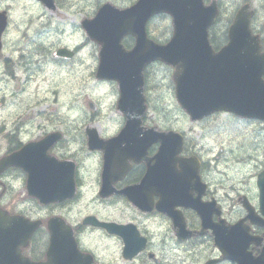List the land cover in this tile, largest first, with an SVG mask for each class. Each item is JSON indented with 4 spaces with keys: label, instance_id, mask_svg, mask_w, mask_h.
Segmentation results:
<instances>
[{
    "label": "flooded vegetation",
    "instance_id": "obj_1",
    "mask_svg": "<svg viewBox=\"0 0 264 264\" xmlns=\"http://www.w3.org/2000/svg\"><path fill=\"white\" fill-rule=\"evenodd\" d=\"M204 1L215 2L220 14L226 8L224 3L229 2L228 16H234L238 6L248 3L253 12L252 32L260 36L264 51V21H260L259 16L264 4L258 7L254 0H236L240 3L236 7L234 1ZM97 7V0H0V82L16 81L20 77L45 80L53 78L55 73L62 77L66 67L82 64L81 53L87 49L91 54L86 53L84 58L92 57L93 61L83 81H95L97 46L88 39L83 22L94 18ZM222 29L215 26L210 30L215 51L226 44L219 34ZM60 49H68L70 56H59ZM113 85L118 99L117 84ZM120 116L121 120L116 123L79 122L83 125L80 129L63 124L50 127L48 123H31L27 128L29 124L25 122L12 127L5 142L8 143L6 152L10 153L50 133L60 135L46 153L44 148L37 149L34 159L45 157L46 161L35 162L41 167L47 163L45 168L61 174L57 189L63 198L57 203L41 204L29 191L43 192V189L28 185L27 172L12 166L0 174V211L6 212L0 215V264H27L26 260L45 262L49 245L48 222L54 216L72 227L78 247L92 257L90 264H116L113 256L120 258V264H238L221 260L223 253L215 245L214 237L215 234L229 236V233L240 237L235 233L240 230H231L232 225L246 215L241 206V190L209 184L199 196L196 193L162 194L161 183L165 180L150 174L159 144L141 141L137 131H131L129 136L126 133L122 141L110 142L119 136L126 124L124 116ZM140 126L152 127L144 121ZM87 128H94L99 139L105 142L101 148L88 147ZM105 153H109L108 166L104 165ZM191 155L183 153L182 156ZM199 160L201 169L203 163ZM23 165L27 167L26 163ZM103 171H106L104 179ZM69 189H73V194L68 198ZM256 192L255 187L244 195L264 221ZM134 196L138 204L130 202ZM189 196L200 199L206 218L211 219L204 224L206 228L194 210L177 205ZM162 201L174 220L159 210ZM7 226L11 227V233L7 232ZM244 228L251 236L249 246L242 252L237 245L233 251L235 256L240 258L243 254L245 260L257 264L264 246V225L246 222ZM88 236L104 241L106 248H94ZM5 237L12 239L2 240ZM125 241L128 242L126 255Z\"/></svg>",
    "mask_w": 264,
    "mask_h": 264
},
{
    "label": "water",
    "instance_id": "obj_2",
    "mask_svg": "<svg viewBox=\"0 0 264 264\" xmlns=\"http://www.w3.org/2000/svg\"><path fill=\"white\" fill-rule=\"evenodd\" d=\"M157 13L171 16L173 33L164 45L154 43L146 34L147 21ZM216 16L217 8L204 6L202 0H139L123 11L110 5L99 9L94 26L87 30L88 35L101 46L97 78L115 79L122 84L120 108L127 114V127L121 138L136 129L138 116L144 109L132 84L140 79L144 67L154 60L174 67L176 99L192 121L221 111L264 121V53L260 52L258 36L252 35V12L247 5L237 12L228 29V43L218 52L212 50L208 40V28ZM125 35L135 38V45L129 52L123 51L120 44ZM152 131L146 133L141 141L160 142L155 167H151V177L165 180L161 183L164 194L176 193L180 196L183 190L180 187L185 185L183 181L186 179L194 185L200 184L196 160L178 157L182 135ZM170 176L177 182L171 181ZM257 186L260 207L264 212V170L258 175ZM50 197L49 201H54L56 194ZM179 204L194 208L203 223H207L204 209L197 201L184 198ZM49 230L46 264H60V258H65L60 255L62 249L69 252L66 257L72 260L80 258L70 230L63 232L57 220L50 221ZM216 235L215 243L221 251H227L232 260L239 258L233 253L236 241L243 249L248 245L245 237L235 240L233 236ZM238 260L241 262L240 258ZM242 264L250 263L244 261Z\"/></svg>",
    "mask_w": 264,
    "mask_h": 264
},
{
    "label": "rangeland",
    "instance_id": "obj_3",
    "mask_svg": "<svg viewBox=\"0 0 264 264\" xmlns=\"http://www.w3.org/2000/svg\"><path fill=\"white\" fill-rule=\"evenodd\" d=\"M228 1L236 3V0ZM110 3L126 6L129 0H110ZM254 3L260 7L264 0H254ZM224 6L226 8L219 26H226L227 20L231 18L228 16L229 2H225ZM259 16L263 22L264 9L259 11ZM161 24L160 21L156 22L158 29ZM86 53L91 54V50L83 51L82 64L72 68L66 67L62 77H57L59 73H55L53 78L45 80L40 77L25 80L20 77L16 81L0 82V158L8 147V143H5L6 135L16 123H28L27 128L31 123H48L50 127L63 124L80 129L83 125L79 122L120 121L113 109L116 94L112 86L92 79L83 81L93 61L92 57L87 60L84 58ZM171 74L172 69L160 65L150 72V83L156 85V88L150 91V104L157 108L150 106L145 115L147 121L158 123L160 127L171 126L177 131H182L188 139H192L196 152L202 161L206 162V179L209 183L234 186L242 193L254 189L256 175L264 162V147L259 143L264 138V127L257 122L237 123L226 113L214 115L205 122H191L188 116L175 106V96L170 90ZM88 102L96 105L94 114L88 108ZM253 141L256 145L251 144ZM249 156H254L253 159L250 158L252 161H249ZM88 239L94 248H106V243L99 238L88 236ZM113 260L120 264L119 257L113 256Z\"/></svg>",
    "mask_w": 264,
    "mask_h": 264
},
{
    "label": "trees",
    "instance_id": "obj_4",
    "mask_svg": "<svg viewBox=\"0 0 264 264\" xmlns=\"http://www.w3.org/2000/svg\"><path fill=\"white\" fill-rule=\"evenodd\" d=\"M160 22V29L157 28V25H153L151 22L148 26V33L151 38H153L156 42L164 43L168 40L171 34V25L169 22V18L166 16L158 17Z\"/></svg>",
    "mask_w": 264,
    "mask_h": 264
}]
</instances>
